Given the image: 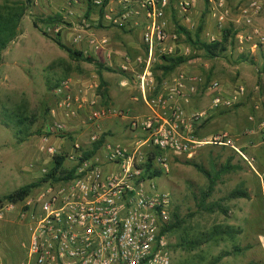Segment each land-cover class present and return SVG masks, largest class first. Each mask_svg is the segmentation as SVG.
<instances>
[{
    "label": "rangeland",
    "instance_id": "374dc122",
    "mask_svg": "<svg viewBox=\"0 0 264 264\" xmlns=\"http://www.w3.org/2000/svg\"><path fill=\"white\" fill-rule=\"evenodd\" d=\"M184 1L169 0L164 8L163 19L166 22L164 27L168 36L166 45L173 49L167 55L160 52L158 57L161 55L181 56V49L186 47V44L191 45L179 29L180 26H184L178 16L180 3ZM213 1L215 0H196L193 11L186 13L193 22L190 32L193 36L194 32L202 27L201 33L203 34H200V39L212 42L220 40L223 30L228 29L230 36L225 43L226 50L219 56L211 58L206 56L203 50L193 47L194 49L188 53V58H192L194 62L203 66L207 73L201 76L206 84L214 80H217L221 86L226 82H230V85L236 82L243 84L249 91L250 99H235L226 110H231L235 114H233L234 117L228 115L227 123L224 121L223 123L221 121L226 117L217 116L206 129H213L220 133L229 123L233 127V122L237 123L236 127L243 126L239 129L240 133H228V136L236 147L246 153L247 157L253 158V167L231 146L202 144L194 148L190 155L170 154L169 170L162 171L159 176L150 177L147 181L153 183L157 190L170 193L173 207L179 219L182 220L179 227L169 234L173 264H208L212 257L224 250H231L233 243L220 241L218 238L222 237L221 235L217 238L206 239L214 225L224 227L230 221L240 224L243 228L244 235L238 237L239 232L233 235L236 241L244 242L243 237H246L247 242L253 241L254 243V247L248 252L243 251L239 259L243 261V264L254 260H257V264H264V250L262 249L264 247V43L254 37L243 39L240 42L236 35L238 29L235 27L241 26L240 21H235L238 18L235 15L238 12L237 8L252 0H225L229 13L222 25H219L217 15H213L210 10ZM254 1L259 4L260 10L251 16V28H258L264 34V0ZM65 2L66 0H29L26 14L21 21V34L2 51L0 118L10 121L8 114L19 111L21 116L26 117L21 127L28 130L30 134L22 142H17L13 131L0 123V197L19 186L37 180V177L31 178L30 175L40 174V163L32 167L29 164L36 160L34 158L35 143L45 134V127L52 120L46 113V104L53 102V95L47 89H53L70 74L73 75L79 70H93L94 65L96 67L95 62L93 65L91 61L86 60L87 57L76 58L67 53L61 57L60 55H63L65 50L60 48L53 39L44 35L43 31L54 37L57 34L55 31L57 25L61 24L64 27L69 25L67 21H71L75 16L85 15L88 7H90L89 12L95 9L99 12L104 9L103 3L96 6L91 0H79L73 6V13L69 14L71 17L67 16L66 21L60 13L63 11L64 14H68L63 7ZM56 14H59L61 19L55 26L44 22L48 16ZM34 20L39 27L33 25ZM244 33L247 35L246 31ZM64 35L66 36V33L62 30L61 36ZM160 59L168 64L165 59ZM19 71L28 78L21 76ZM5 75L7 77H4ZM217 92L218 90H209L207 98L219 95ZM223 111H218V113ZM248 114L252 115V118H246ZM237 115L238 117L243 115V120L235 119ZM192 119L194 120V117ZM229 119L233 121L229 122ZM109 126L116 133H111L109 130L103 132V135H109L106 138L108 143L125 146L133 137L125 135L126 138H124L122 133L127 132V129H122L119 121H114ZM195 128L192 134L199 139H209L217 134V132L212 133L203 138L199 136L196 126ZM69 130L71 131H67L66 136L84 145L89 141L92 131L81 125H77L75 129L70 127ZM50 143L53 141L51 140ZM71 145L70 140L65 147L70 148ZM226 162L233 167L223 169V164ZM146 163H143L145 176ZM193 163L208 170L215 179L214 187L205 202L220 203L227 209L226 213L217 210L207 211L199 207L201 192L207 189L209 182ZM148 171L149 173L154 172L150 167ZM238 186L253 194L249 202L235 201L237 200L235 198L226 199L229 191ZM24 202L25 200L15 203L13 211L0 210V260L3 264H15L22 257L21 242L26 238L27 231L16 210ZM239 209L243 212L240 213ZM192 240L195 241L193 245L189 242ZM218 264H239V261L230 256L226 261H220Z\"/></svg>",
    "mask_w": 264,
    "mask_h": 264
},
{
    "label": "built area",
    "instance_id": "2783aa9c",
    "mask_svg": "<svg viewBox=\"0 0 264 264\" xmlns=\"http://www.w3.org/2000/svg\"><path fill=\"white\" fill-rule=\"evenodd\" d=\"M91 1L96 6L103 3ZM168 3L169 0H117L122 12L111 21L124 24L131 14H140L142 10L143 42L151 56L155 47L168 38L163 19ZM180 5L187 10L190 3L184 1ZM210 10L217 15L219 25L226 21L229 10L225 0L213 1ZM237 10L235 21H240L241 26L235 28L240 42L254 37L264 43V34L251 28V16L260 10L259 4L252 0ZM174 82L180 96L218 90L220 85L217 80L206 84L201 76L185 74H179ZM243 90L240 86L239 91ZM55 93L57 107L67 117L75 115L73 106L94 103L86 94L73 97L68 79L58 84ZM146 103L152 107L157 101L150 98ZM231 104V100L222 101L219 95L212 100L213 107ZM169 112V118L160 123L150 116L129 119V130L137 134L125 146L108 143L97 124L113 113L110 107L95 108L89 113L84 122L93 127L88 145L77 140L72 141L70 148L63 142L59 146L51 144L49 137L63 141L69 130L64 121L51 120L37 147L45 153L37 179H45L16 210L27 235L21 242L22 257L15 264H173L167 230L172 219V198L170 193L148 183L150 177L144 175L143 163L150 158L152 171L167 172L170 154L190 155L202 144L231 146L251 167L253 158L241 152L225 132L199 139L191 130L181 128L182 112L176 105ZM57 155L64 160L52 171ZM14 208L15 203H0V210L10 212Z\"/></svg>",
    "mask_w": 264,
    "mask_h": 264
},
{
    "label": "crops",
    "instance_id": "0c3cea01",
    "mask_svg": "<svg viewBox=\"0 0 264 264\" xmlns=\"http://www.w3.org/2000/svg\"><path fill=\"white\" fill-rule=\"evenodd\" d=\"M77 1L79 0H66L63 7H65L64 9H66V13L68 14H64L63 11L60 12L65 20L67 16L71 17L69 14L73 13V6L77 4ZM185 1L189 2L190 5L187 10L179 8L178 16L181 23L184 25L183 27H186V29L190 31L193 22H191V18L186 15V13L193 11L196 0ZM120 12L122 11L117 4V0H108L103 11L98 12L95 9L83 16H75V18L71 21L66 20L68 24H70L65 27L61 24L57 25L56 28L59 34V39L64 45L73 50L81 52L83 57H91V62L93 65L94 62L102 65V68H100V74L105 82L104 87L106 96L104 97L98 91L100 81L98 75L99 68L97 66L95 67L94 65L93 70L89 71L79 70V72H76L73 75L70 74L64 79L69 80L70 92L73 97L78 98L81 94H86L88 100L94 101V103L91 104L86 102L78 108L73 106L76 111L75 115L71 117L64 115L65 113H63L62 110L57 107L56 102L58 96L55 93L56 87L62 81L61 80L53 89H47L48 92L53 95V102L46 104V113L48 114L49 119L64 121L67 129H70V127H74L75 129L77 125H81L92 130L93 127L86 126L84 123L85 120H87L89 113L95 108L110 107L113 109V113L98 120V126L104 132L109 130L111 133H116V131L110 127L109 124L114 121H119L122 124V129H127V132L122 133L124 138H126L125 135L131 137L137 134V132L129 130V119L133 117L144 118L150 116L160 123L163 120L169 118L170 107L176 105L182 112L180 118L181 128L194 131L193 129H196V126L199 130V136H203V138L210 136L212 133H216V130H208L206 127L210 123H213L217 116H225L226 118H224V120L221 122L224 121L227 123L226 120H228L229 116H233L234 114L231 110L226 111L229 106L221 105L218 107H213V97L207 98L209 90H203V92L202 90H199L196 94L189 93L185 96H180L175 91L174 79L179 74L201 76L207 73L200 63H196L192 58H188V53L194 49L193 46L186 44V47L182 48L180 52L181 57L186 58V60L171 67L169 70H166V62L160 58L164 59V56H166L168 52H172L173 48L166 45L167 40L163 43L166 46L162 44V46L160 45L158 47L157 45L155 47L154 53L151 56H148L147 45L143 42V33L145 27V18L143 14H131L124 24L113 23L111 18L118 16ZM62 30L64 33H66V36H61ZM200 34L202 35L203 33ZM67 36L68 38H66ZM160 52H163L166 55H161V57H158ZM66 53L67 51H65L64 54L60 56L64 57ZM18 73H20L21 76L28 78V76L22 74L20 71ZM4 77L7 76L5 75ZM240 86L246 90L243 84H237L235 82L230 85V82H226L223 86H221V84L219 85L217 93L222 98V101L231 100V98H234V100H231L232 103L235 101V99H250L251 96L249 91L246 90L244 92L243 90L240 92ZM232 92L233 94L231 95ZM150 98L155 99L157 104L149 107L146 101ZM105 103H107V105H105ZM222 110L225 112L223 111L222 113H218V111ZM192 117H194V120ZM208 117H210L209 120H207ZM250 117L252 118V115L248 114L246 116V118L249 119ZM235 119H239V121L240 119L243 120V115H240L239 117L237 115ZM231 121L233 120L229 119V122ZM74 124L76 126H74ZM236 124V122H233V127L229 123L221 132H225L227 134L238 133L239 129L243 128V126L241 127L239 125L236 127ZM108 136L109 135H106L105 137L107 138ZM48 140L49 142L51 140L53 143L56 142L55 144L51 143L55 146H59L62 142L64 146H67V143L70 140L74 141L75 139H70L69 137L65 136L63 141L55 137H49ZM16 141L22 142L18 140ZM38 142L39 140L35 143L36 155L34 158H36V160L33 161L34 164L45 160V153L43 151H39L37 148L39 144ZM240 151L243 152L241 149ZM244 154L246 155V153ZM30 176L31 178L38 177V175ZM247 192L249 195L248 197L235 198L237 199L235 201L245 200L249 202L253 197V194L249 191ZM241 210L242 209H239L240 213L243 212ZM227 225H235L234 227L239 229L240 236L238 237L244 235L243 228L240 224L230 221L227 223ZM243 238L245 239L243 240L244 242H239L238 240L236 241V237L234 236L220 239V241H228L232 242L233 244L231 250H224L223 252L219 253V255H217L219 256V259L215 264H218L220 261H226V259H228L230 256L235 257V259L239 261V264H243V261L239 259L240 254L243 251L248 252L254 247L253 241L247 242L246 237ZM262 249L264 250V247H262ZM244 264H257V260L250 261L248 263L246 262Z\"/></svg>",
    "mask_w": 264,
    "mask_h": 264
},
{
    "label": "trees",
    "instance_id": "16d2710c",
    "mask_svg": "<svg viewBox=\"0 0 264 264\" xmlns=\"http://www.w3.org/2000/svg\"><path fill=\"white\" fill-rule=\"evenodd\" d=\"M108 0H103L102 7L106 5ZM29 5V0H2L0 2V63L2 61V51L7 47V45L14 41L15 38L21 34V21L24 15L26 14V10ZM88 11H86V14L89 12L90 7L87 8ZM101 11H103L101 9ZM60 15L56 14L54 16H48L44 22L49 23L52 26H55L59 21H60ZM33 25L36 27H39L37 22L34 20ZM179 29L181 32L185 35V39L187 42L191 43L193 47L196 49H201L204 51L205 55L208 57H217L220 54H222L226 50V41L228 37L230 36V30L224 29L221 35L220 40L212 41V42H205L200 39V33L202 30V27H199L193 34H191L190 31H188L186 28L180 26ZM44 35L50 37L53 39L57 45L67 51V53L71 56L74 57H79L82 56L81 52L77 50H73L66 45H64L60 39H59V34H57L54 37L49 36V34L46 31H43ZM165 60L167 61V66L165 67L166 70H169L171 67L178 65L186 60V58H183L181 56L177 57H167L164 56ZM87 61H92V58L87 57ZM96 66L99 68L98 69V75H99V86H98V91L105 97L106 92H105V82L102 79V76L100 74V68H102V65L96 62ZM100 88L102 90L100 91ZM10 121H7L6 119L0 118V123L4 125L6 128H10L13 131V135L18 141H23L24 138H26L27 135L30 133L28 130L23 129L21 126L23 125L26 117L21 116L19 111L15 112H10L7 116ZM38 133V132H37ZM101 141V140H100ZM100 141L94 144V147L92 150H95L96 147L100 144ZM91 152H88V154ZM64 157L63 156H55L54 157V165L52 167V171L57 170L61 164L63 163ZM150 158L148 159V162L146 163V176L147 177H156L160 175V171H154L149 173L148 168L150 167ZM193 165L200 171L202 172L208 179V187L205 191L201 192V198L199 202V207L201 209L207 210V211H220L222 213H226L227 209L224 208L223 206L220 205V203L217 202H210L206 203V198L210 195L214 184H215V179L214 177L210 174L208 170L203 168L201 165L193 163ZM223 169L231 168L233 166H230L227 162L223 164ZM223 171V170H221ZM51 175V173H49ZM45 178L37 179L35 181H32L30 183L24 184L22 186H19L18 188L10 191L9 193L3 195L0 197V203L3 202H8V203H17L23 201L36 187H38L41 182ZM239 197H248V192L246 189L242 188L241 186L235 187L232 190L229 191V193L226 195V199H233V198H239ZM182 220L179 219V215L177 211L172 209V219L170 224L168 225L167 230L169 233L171 231L175 230L176 228L179 227L180 223ZM239 232L238 228H234L232 226H224L222 227L221 225H214L211 228V231L209 235L207 236L206 239L209 240V238L213 237H219L220 235L222 237H219L218 239H223V235L225 237H232L235 233ZM191 245L195 244V241H189ZM193 247V246H192ZM219 259V256L213 257L208 264H215L216 261Z\"/></svg>",
    "mask_w": 264,
    "mask_h": 264
}]
</instances>
